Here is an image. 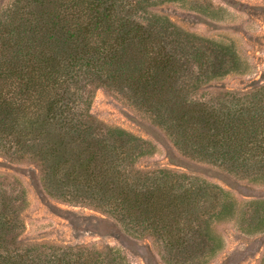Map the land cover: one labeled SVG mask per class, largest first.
<instances>
[{
    "label": "trees",
    "instance_id": "16d2710c",
    "mask_svg": "<svg viewBox=\"0 0 264 264\" xmlns=\"http://www.w3.org/2000/svg\"><path fill=\"white\" fill-rule=\"evenodd\" d=\"M160 1L16 0L6 10L9 19L0 22V146L41 140L35 145L41 143L48 166L50 195L89 201L128 232H147L172 264L190 260L198 250V238L185 232L201 235L202 226L220 214L212 211L219 197L211 191L224 189L187 176L177 185L165 170L136 169L147 141L86 121L85 112L74 120L66 86L87 76L119 89L153 114L176 146L230 169L264 172V84L245 93L190 95L198 82L236 70L239 60L231 47L219 45L214 53L205 40L149 11ZM189 55L191 63L185 60ZM194 78L198 81L190 85ZM6 215L0 204V264H114L118 259L102 261L83 247H5L13 227Z\"/></svg>",
    "mask_w": 264,
    "mask_h": 264
},
{
    "label": "rangeland",
    "instance_id": "374dc122",
    "mask_svg": "<svg viewBox=\"0 0 264 264\" xmlns=\"http://www.w3.org/2000/svg\"><path fill=\"white\" fill-rule=\"evenodd\" d=\"M15 1L0 0V22L9 19L6 10ZM149 11L170 18L182 29L180 32L205 40L214 53L220 51L219 45L236 52V70L198 82L190 95L210 98L226 91L245 93L264 84V0H164ZM185 60L193 62L190 55ZM83 79L71 82L64 90L73 119L85 112L86 121L98 120L101 128L119 127L147 141L146 153L134 164L136 169L165 170L171 180L175 177L177 185L186 183L187 176L225 191H211L219 197L212 211L220 216L214 214L210 223L202 226L201 235L185 232L188 238H198V250L191 252L190 260L172 264H264L263 170L230 169L194 154L192 148L176 146L167 128L127 93L96 84L87 76ZM196 80L189 84H196ZM89 106L90 116L86 112ZM40 141L30 138L22 146L9 142L4 145L10 148L0 146V204L8 214L5 220L13 225L5 247H83L102 261L115 255L118 259L114 264H168L164 259L167 254L147 232H128L89 201H64L50 195L46 186L48 166L39 148L41 143L35 145ZM226 201L232 206L223 211Z\"/></svg>",
    "mask_w": 264,
    "mask_h": 264
}]
</instances>
